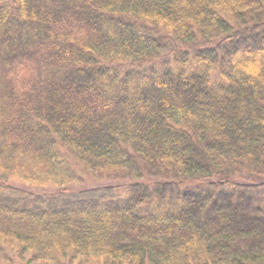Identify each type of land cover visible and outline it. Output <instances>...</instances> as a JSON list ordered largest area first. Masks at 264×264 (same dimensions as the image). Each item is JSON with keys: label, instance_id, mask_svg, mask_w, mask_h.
<instances>
[{"label": "trees", "instance_id": "trees-1", "mask_svg": "<svg viewBox=\"0 0 264 264\" xmlns=\"http://www.w3.org/2000/svg\"><path fill=\"white\" fill-rule=\"evenodd\" d=\"M0 264H264V0H0Z\"/></svg>", "mask_w": 264, "mask_h": 264}]
</instances>
